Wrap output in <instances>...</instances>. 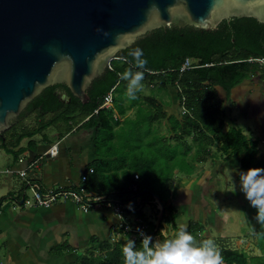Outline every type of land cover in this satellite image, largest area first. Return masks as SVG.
<instances>
[{"label": "trees", "instance_id": "obj_1", "mask_svg": "<svg viewBox=\"0 0 264 264\" xmlns=\"http://www.w3.org/2000/svg\"><path fill=\"white\" fill-rule=\"evenodd\" d=\"M136 48L142 49V58L147 61L144 68L139 69L144 72V78L152 84L156 83L160 89L174 88L177 106L181 96H184V105L188 112L166 114L165 104L157 102L155 97H150L149 105L154 106L156 110L141 113L140 109L137 117L133 119L139 122L144 119L151 125L153 121L164 118L168 123L169 138L174 141L173 144L166 137L157 134H153L148 141L134 144L130 139L131 131L136 130V127L140 126L139 123L128 130L126 125L117 130L114 126L118 125L119 121L113 118V109L101 108L97 113H93L101 103L103 95L116 82L118 83L113 97V108L119 114H124L128 108L138 104L137 99H128L127 81L121 80L119 76L128 68L137 70L133 57L129 55V52ZM118 56L119 58L111 60V69L106 67L104 72L92 80L87 89L89 99L86 103L72 95L62 83L45 86L23 110L36 112L41 117L36 126L13 133L9 142L5 132L1 133L0 147L17 158L23 148H13L18 146L23 138L41 133L47 126L57 122L68 123L75 114L88 116L81 126L94 129L95 149L97 155L102 157L94 161L92 172L87 174L84 182L87 191L90 194H104L107 198L124 203L128 213H135L140 218H144L142 206L154 203V196L157 195L164 209L159 228L153 236L161 233L163 222L169 223L175 233L181 226L176 224L177 215L172 212L174 200L177 199L176 187H171L170 182L175 168L179 172L192 174L195 171V163L206 161L211 154V146L216 142H219L220 151L226 159H238V167L243 171L252 167L264 168V159L258 157V140L247 137L232 118L225 116L223 108V102L234 97L235 87L249 81L250 96L244 98L249 100L241 106L246 108L243 109L244 115L256 116L257 119L258 112L255 111L254 115H251L245 111L249 106H258L253 96L264 92V69L247 59H264V23L254 17L235 16L221 20L215 28L208 30L172 24L152 29L137 37L132 44L123 48ZM187 57L196 59V66L180 73L178 69ZM145 69L157 72L150 74ZM216 86L225 91V98L219 96ZM177 87L180 88L179 91ZM61 92H64L66 97L61 98ZM124 100H127V104ZM47 113L52 116L44 120L42 116ZM262 113L264 118V111L259 114ZM259 121L262 124L261 131L264 132V119ZM186 137H191V142H188ZM147 148L151 152L147 153ZM191 150L194 155L190 154ZM155 154H159L158 160L154 158ZM135 173L138 175L137 189L132 190L130 186L135 181ZM5 197L0 198V204ZM137 198L138 204L130 208L129 201ZM148 223L146 235L155 228V223ZM184 225L195 237L201 230L200 223L195 221H188ZM256 236V246L260 254L247 255L237 249L222 247L220 251L223 262L264 264V224L257 222ZM127 240H99L93 237L86 250L79 253L69 264H123L121 248ZM137 242L139 243V240ZM56 249L70 251L73 247L68 242H62L57 244Z\"/></svg>", "mask_w": 264, "mask_h": 264}, {"label": "water", "instance_id": "obj_2", "mask_svg": "<svg viewBox=\"0 0 264 264\" xmlns=\"http://www.w3.org/2000/svg\"><path fill=\"white\" fill-rule=\"evenodd\" d=\"M235 16L264 23V0H0V134L45 86L62 83L86 103L108 61L146 32L172 24L208 30ZM154 197L153 240L164 209Z\"/></svg>", "mask_w": 264, "mask_h": 264}, {"label": "crops", "instance_id": "obj_3", "mask_svg": "<svg viewBox=\"0 0 264 264\" xmlns=\"http://www.w3.org/2000/svg\"><path fill=\"white\" fill-rule=\"evenodd\" d=\"M248 82L245 81L246 84L242 86L245 91L243 90L244 93L241 97L248 94L250 90L251 86ZM237 86L235 87L236 93ZM218 87L216 86L217 92H220L221 89L225 98V91ZM111 109H113L112 114H116V118H113L119 121V124L114 126V129L118 130L122 127L121 123L124 122V119L128 117L125 113L119 114L113 107ZM170 109H174L170 113H178L174 107ZM48 115L50 116L48 117ZM51 116V113H47L42 117L46 120ZM40 119L41 117L37 115V120ZM86 119V116L75 114L68 123L57 122L46 127V129L50 126L54 128L53 139L47 136L44 129L41 133H37L41 134L40 138L36 136L37 134L25 137L18 146L13 148L14 150L18 147L23 148V152L18 157L39 158L49 145L59 141L58 154L54 157H41L38 166L28 172V177L37 181L42 190L79 184L81 174L87 172L88 168L94 166V161L102 157L97 155L95 149L94 129H86L81 126ZM23 124H18L15 130L6 137L8 142L13 133L36 126L24 127ZM142 128L143 124L136 127L137 130ZM225 128L227 127L225 126ZM147 129L149 131L146 130L148 133L146 141L151 138V135L159 134L154 128H151V125H148ZM249 138L257 139L255 136ZM30 140H32L31 143ZM260 145L261 142L258 141V147ZM0 150L4 151L5 155L10 154L5 149L0 148ZM17 158L7 155L5 167H23L24 163L17 164ZM178 173L181 174L182 172L175 168L174 174ZM182 174L185 175V173ZM16 175L12 174L8 177ZM19 179L20 189L18 192L23 187V180L22 178ZM10 193L11 191L7 192L6 197L8 198L0 204V264H69L77 258L79 253L83 252L82 249L86 250L90 239L93 237L99 240L110 238L111 241L124 237L123 230L119 228L117 217L108 209L96 207L84 212L70 201L56 203L50 208H25L24 204L18 203L20 199L17 198L18 194ZM138 202V199L130 200L129 205L136 206ZM153 202L142 206L145 218L147 212L149 215L152 213V207L157 203L156 199ZM10 203L16 204L17 207L22 206L20 207L21 210L19 212L11 211ZM2 205L4 206L1 207ZM136 216L135 213H127V217L134 218ZM62 242H68L73 249L70 251L68 249H56L57 244Z\"/></svg>", "mask_w": 264, "mask_h": 264}, {"label": "rangeland", "instance_id": "obj_4", "mask_svg": "<svg viewBox=\"0 0 264 264\" xmlns=\"http://www.w3.org/2000/svg\"><path fill=\"white\" fill-rule=\"evenodd\" d=\"M151 84L152 83H150L146 78L143 79L142 87L137 93L138 104L126 110L125 114L129 119H126L121 123L122 126L126 125L127 130L137 123L143 124V128L141 130L134 129L131 131L130 139L134 144L146 141L145 139L148 137L146 130H148L147 126L149 125V122L142 119L140 123L139 120L134 121L135 119L131 118H136L140 109L142 110L141 113H143V111L146 112L147 110H156L154 106L152 107L149 105L150 97H155L157 102L165 104L164 110L166 111V114H170V112L174 111V109H170L172 107L176 109L178 112L177 114H180V108L176 103L177 101H174V98L176 97L174 88L168 87L167 89H160L156 83L153 85ZM244 84L246 83H243L241 86H237V93L234 95L241 108H239L236 103L234 104L233 100H225L223 102V108L226 114L225 116L227 118H232L235 121V124L240 127L242 131L246 132L245 134L247 137L255 136V138L261 142L258 157L263 158L264 132L261 131L260 128L262 125L261 122L257 120L264 119L263 113H257V119H254V117L249 115H244L243 109L246 110V108L242 106L244 102L249 100H239L242 93L245 91L242 87ZM218 93L221 98H224L221 89ZM255 101L257 105H260L263 100L258 98V100ZM124 103L127 104L126 100H124ZM250 108L251 106H249L245 112L254 115L252 108ZM49 116L50 115H48V117ZM37 122V113L26 111L20 117L15 119L11 126L4 131L5 136L8 137V135L15 130L20 123H24V127H32L35 126ZM151 128H154V130L161 134L157 135L164 136L170 143H174V141L169 138V127L164 118L153 121L151 123ZM44 132L50 139H53L52 137L54 136L55 131L52 126L47 129L45 128ZM125 134H127L126 131ZM40 135L41 134H37L36 136L40 138ZM186 140L191 142V137H186ZM146 150L147 153L148 151L151 152L148 148ZM193 152L194 151L191 150L190 154L194 155ZM5 154L6 153H4V151L0 150V170L5 168L7 155L12 156L11 153L7 155ZM158 155H154V158L157 160L159 158ZM240 171L243 170L238 167V159H226L220 151L219 142H216L213 146H211V154L207 157V160L195 163V171L192 174L188 175L185 173V175H183L182 173H178L173 174L171 177V187H176L175 194L177 193V199L174 200L172 212H175L177 215L175 219L177 225H184L188 221L200 223L201 230L196 236L198 240L202 238H212L219 249L222 247H228L243 251L247 255L260 254V251L256 246L257 221L254 219L256 210L250 206L249 201L240 190ZM19 178L20 177L17 175L8 177V175L0 172V198L2 196H6L9 191H11L10 194L19 193ZM175 194H173L174 198H176ZM26 195L28 198L31 197V191L29 189H27ZM6 198L8 197H5V199ZM3 206L4 205L1 207ZM24 206L25 208H29L27 205ZM20 207L22 206L17 207L14 203L9 204L11 211L14 210L19 212L21 210ZM158 211V204L156 203L154 207H152V213L150 215L148 212L146 213V218H140V221H138L137 219H134L135 217H127V221L135 226L138 222H140L144 224L146 230L148 228L147 225L149 224V221L156 223ZM119 228L123 230L122 227ZM160 232V234L154 236L155 240H163L165 238L172 237L175 234L171 225L166 222H163V227L160 229ZM123 233L124 237L122 236L121 238L140 239L139 234L132 236L130 232L125 230H123ZM82 250L85 251L84 249Z\"/></svg>", "mask_w": 264, "mask_h": 264}, {"label": "clouds", "instance_id": "obj_5", "mask_svg": "<svg viewBox=\"0 0 264 264\" xmlns=\"http://www.w3.org/2000/svg\"><path fill=\"white\" fill-rule=\"evenodd\" d=\"M107 35V33H104ZM133 57V68L120 73V79L127 81L126 96L130 100L137 99V93L144 79L143 69L147 63L142 49L136 48L129 52ZM240 190L256 210L254 219L264 224V168L252 167L239 172ZM131 208V205H129ZM139 231V230H138ZM139 243L129 238L122 246L123 264H223L221 251L212 238L197 239L181 225L172 237L153 240L142 231Z\"/></svg>", "mask_w": 264, "mask_h": 264}, {"label": "built area", "instance_id": "obj_6", "mask_svg": "<svg viewBox=\"0 0 264 264\" xmlns=\"http://www.w3.org/2000/svg\"><path fill=\"white\" fill-rule=\"evenodd\" d=\"M119 58V57H117ZM116 59V58H112ZM108 61L107 67L112 68L111 60ZM250 62L257 63L262 69H264V59L260 57H250L247 59ZM197 60L194 58H185L182 64L179 67V72L182 73L188 70L191 67L196 66ZM146 72L153 74L157 71L145 69ZM118 82H116L102 97L101 103L93 110V113H97L101 108H112L113 107V97L115 95V88ZM153 85V84H151ZM179 91L180 88L177 87ZM184 96H181L179 103V112L186 113L188 109L184 105ZM113 117L116 118V114H113ZM88 118V116L86 117ZM59 151V141L53 142L49 147L40 154L39 158H31L27 159L23 156H19L16 160L17 164L24 163L23 167H12L7 166L3 170H0L1 173L6 175L17 174L23 180V187L19 191L17 198L23 197V204L29 207H42V208H50L56 203L60 202H72L77 205L82 211L87 212L94 208H105L110 210L118 219V224L123 230L131 233L132 236L139 234L141 231L145 234V226L144 224L138 222L137 225H133L127 221V206L118 201L111 198H107L104 194H90L84 182L87 179V174L92 172V167L88 168L87 172H84L80 176V183L75 186L70 187H59L57 189H47L42 190L39 183L28 177V172L33 170L38 166L39 159L43 156L54 157L58 154ZM135 181L132 182L130 188L132 190L137 189V179L138 175L134 174ZM29 189L31 191V197L28 198L26 195V191ZM138 199V198H137ZM134 219L140 221V217L136 216ZM139 230V231H138ZM140 237V234H139Z\"/></svg>", "mask_w": 264, "mask_h": 264}, {"label": "flooded vegetation", "instance_id": "obj_7", "mask_svg": "<svg viewBox=\"0 0 264 264\" xmlns=\"http://www.w3.org/2000/svg\"><path fill=\"white\" fill-rule=\"evenodd\" d=\"M249 96H250V94H246V95L240 97V98H242V99H240V101L244 100V98H248ZM61 98H64V97L61 96ZM258 98L262 99L263 100L262 103H264V92L263 91L260 94H257V95L253 96V100L254 101L258 100ZM230 100H233L234 104L236 103L238 105V107H239V103L237 102V98L232 97ZM251 105H252V103H251ZM257 109H258V111H257ZM255 111L258 112V114L261 113V111H264V104H261V105L258 104V106L252 107V112H255ZM254 119H255V117H254ZM258 120H260V119H258Z\"/></svg>", "mask_w": 264, "mask_h": 264}]
</instances>
